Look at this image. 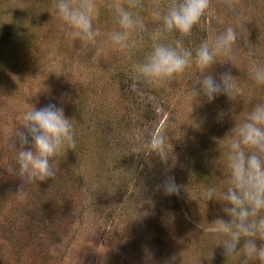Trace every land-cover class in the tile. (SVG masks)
Wrapping results in <instances>:
<instances>
[{
	"label": "rangeland",
	"instance_id": "374dc122",
	"mask_svg": "<svg viewBox=\"0 0 264 264\" xmlns=\"http://www.w3.org/2000/svg\"><path fill=\"white\" fill-rule=\"evenodd\" d=\"M108 2L112 0H96L99 12L94 23L99 34L94 41H84L55 15L54 0L41 1L40 8L37 0H0V31L34 3L39 9L27 13L33 18L25 20L40 30L39 42L31 38L32 48L20 56L17 70L0 72V264H164L173 254L178 256L179 264H243L240 255H224L220 246L223 237L212 231V223L217 218L230 219L223 212L221 195L230 187L226 136L253 105L264 102V86H256L247 75L252 64L264 63V0H210L209 10L190 36L172 33L167 37L168 42L181 39L185 46L190 44L194 49L202 40L232 26L237 32V43L228 55L217 57L210 73L237 76L243 92L235 101L220 95L211 103H193L192 109L189 90L204 74L195 64L161 83L143 79L149 87L147 97L158 116L155 127L149 130L150 148L136 146L130 151V163L129 155L112 162V172L117 171L112 175L100 176L96 161L89 160L83 182L73 183L58 198V208H70L59 226L53 221L59 213L56 206L48 214L45 211L54 205L46 200L41 205L36 198V206H31L30 183L23 195L17 193L24 181L10 173V169L19 166L9 142L23 126V113L32 106L55 104L65 108L72 99L82 102L80 96H73L79 94L83 85L96 83V87H104L113 96L134 89L125 83L116 90V85L107 83L111 82L107 77L101 78L102 74L108 76L109 66L115 75L120 69L133 70L151 41L145 38L129 49L112 47L107 33L115 23L111 10L105 6ZM116 2L128 4V0ZM142 3L140 14L152 26V7L163 8L171 0ZM59 79L69 85L68 89L72 88L68 97L60 92L61 87L54 86ZM97 89L94 100L99 96L105 99L106 93ZM92 94L84 95L89 98ZM86 103L92 105L93 101ZM113 105L122 107L121 99L114 100ZM133 109L129 106L124 110L126 120ZM132 133L136 134L137 145H141L144 129H132ZM151 153L155 155L147 160ZM204 156L213 163L209 171L212 176L201 185L197 184L192 168L195 164L197 172H203L200 164H204ZM53 164L58 172L59 160ZM169 177L174 178L180 191L165 196L159 186ZM209 188L216 192L213 200L207 201L202 193ZM69 202L71 206L67 205ZM39 212L43 214L37 221L33 214ZM12 219L14 231H6ZM262 243L257 240L258 246ZM145 248L153 254L151 261L146 262ZM22 249L25 252L20 253Z\"/></svg>",
	"mask_w": 264,
	"mask_h": 264
},
{
	"label": "clouds",
	"instance_id": "9594fccd",
	"mask_svg": "<svg viewBox=\"0 0 264 264\" xmlns=\"http://www.w3.org/2000/svg\"><path fill=\"white\" fill-rule=\"evenodd\" d=\"M105 6L111 10L115 23L107 33L112 47L129 49L145 38L151 41L142 61L133 69L146 82L161 83L195 64L204 74L189 90L192 109L193 103H211L220 95L235 101L242 94L237 76L210 73L212 66L217 64V57L228 55L237 43V32L232 26L202 40L194 49L186 47L181 39L167 41L172 33L190 36L209 10L210 0H171L163 8L154 5L150 12L152 26L140 14L139 10L144 8L142 0H128L127 6L112 0ZM52 9L74 30L76 37L94 41L98 36L94 23L99 12L96 0H77L76 3L54 0ZM247 75L256 86H264V63L252 64ZM22 120V128L16 130L9 142L19 166L10 169V173L24 181L17 192L21 195L28 183H41L56 176L54 158L64 148H74L76 144L73 119L65 116L63 107L55 104L41 108L32 106L23 113ZM226 137L230 187L221 195L225 205L223 212L230 219L217 218L212 223V231L223 237L220 246L227 258L240 255L243 264L249 261L264 264V243L257 245V240L264 242V102L253 105ZM159 187L165 196L180 191L171 177ZM215 192V188H209L202 193V198L213 200ZM145 257L146 262L153 259L147 248ZM164 264H179V258L173 254Z\"/></svg>",
	"mask_w": 264,
	"mask_h": 264
},
{
	"label": "trees",
	"instance_id": "16d2710c",
	"mask_svg": "<svg viewBox=\"0 0 264 264\" xmlns=\"http://www.w3.org/2000/svg\"><path fill=\"white\" fill-rule=\"evenodd\" d=\"M41 1L46 2V0H37L39 8L41 6ZM38 9H36L34 3L31 9L21 11L17 20L12 19L10 23L0 31V72L16 71L17 67L20 66V56L22 54H28V51L32 48V44L29 42L31 38H37L36 41L39 42L38 32L40 30H38L37 26H32L25 20L26 18H33L32 16L26 15L27 13H35ZM186 47L192 48L190 44ZM109 69L108 76L102 74V79L107 77L113 84L111 82L107 83L113 86L116 85V90L118 86H124L125 83L130 84V86L133 85L134 89L121 91L117 93V96H113V92L107 94L104 87H96V83L83 85L79 88V94L73 96L77 99L80 96L83 101L79 102L80 99L78 101L72 99L73 102L66 103L65 108L63 107L65 116L73 119L76 141L75 147L64 148L54 158L53 162L59 160L61 164L59 169L60 172L58 171L59 173L57 172L56 176L45 182L30 183V187H32L30 188L31 199L29 198L28 200L32 204L31 206H36V198L39 199L41 205L42 200H46L54 205L52 207H48L47 205L48 211H45L47 214L50 211L54 212L55 206L58 208V198L64 192L71 189L70 185L83 182V178L87 175L86 173L89 167L86 163H89V160L91 162L94 160L96 161L95 169L100 176L106 174L112 175V173L117 172H112V162L121 158L124 159V156L127 157L129 155L128 160L130 163V158L132 157V155H130L131 150H135L136 146H138L137 149H144L145 147L150 148V144H152V142L149 141L151 134L149 130L151 131V129L155 127L154 123L158 116L147 97V90H149L148 85H146L145 81L131 69L119 70L117 68L120 72L116 75L111 66H109ZM52 78H54V76ZM54 86L61 87L60 92L66 93L65 97H68L67 95L73 92V90H71L72 88L68 89L69 85L64 83L62 79H59L58 83L55 80ZM96 88L102 93H106L105 99L99 96L100 99L97 101L94 100L96 99V97H93L96 95ZM139 88H142L143 91ZM86 92L93 93L89 97L93 100H90L87 95H84ZM118 98H120L122 102V107L120 108L113 105V101ZM86 101H93V104L89 105L90 103H86ZM129 106H133L134 109L133 112H129L127 115L129 120H126V115H124L123 112ZM141 128L144 129L145 134L143 135L144 137L141 138V145H137L138 139L136 138V134L134 135L132 133V129L136 131ZM83 132H85L84 135ZM90 142L92 145H90ZM91 146L92 150H90ZM91 155L93 156L92 158ZM154 155V153H151V156L147 158V160H150ZM126 160H124L125 163H127ZM203 160L204 164H200L203 168V172L198 173L195 164H193L192 168L196 176L197 184L199 183L201 185L207 182V177L212 176V171H209L213 164L212 161L206 159L205 156ZM135 167L137 168V166ZM64 176L69 178L64 179ZM67 205L71 206L70 202ZM69 210L70 208L68 209V207L66 209L58 208L59 213L57 216L54 215L55 218L53 219L55 226L60 225L65 214L69 213ZM42 214L41 212L34 213L33 216L37 217V221H39L42 218ZM9 223L10 225L5 228L6 231H14V219ZM19 247H21V245H19ZM24 249L20 250V253L25 252Z\"/></svg>",
	"mask_w": 264,
	"mask_h": 264
}]
</instances>
